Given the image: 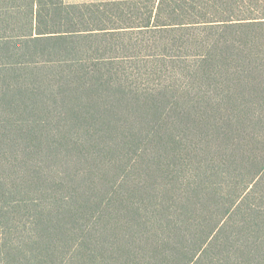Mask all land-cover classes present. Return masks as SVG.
Instances as JSON below:
<instances>
[{
  "label": "trees",
  "instance_id": "1",
  "mask_svg": "<svg viewBox=\"0 0 264 264\" xmlns=\"http://www.w3.org/2000/svg\"><path fill=\"white\" fill-rule=\"evenodd\" d=\"M165 4L0 0V264H264V6Z\"/></svg>",
  "mask_w": 264,
  "mask_h": 264
},
{
  "label": "rangeland",
  "instance_id": "2",
  "mask_svg": "<svg viewBox=\"0 0 264 264\" xmlns=\"http://www.w3.org/2000/svg\"><path fill=\"white\" fill-rule=\"evenodd\" d=\"M69 4H98L99 5V10L100 13L98 15L102 17V19L107 16L109 18V24H114V26H123V27H128L129 31L127 32H120V34H116V38L124 39L128 43L132 41H148L149 36H153L154 33L150 32L148 29L141 30L139 26L145 25V18L148 16V11L153 10L157 8V6L160 4L162 0H65ZM165 8L167 7L166 5H174L176 1L179 0H165ZM190 1V0H189ZM243 3L245 6L240 10H235L233 13V16H249L251 14H260L262 11V8L264 6V0H243ZM138 5V6H137ZM138 7L141 9L142 13H139V15L135 14V7ZM146 12V15H145ZM102 14V16H101ZM227 14H230L229 12ZM220 16V15H218ZM132 17V18H131ZM220 19L221 17H216ZM167 21V19H161L159 21L160 23ZM185 21H191L192 18H187L184 19ZM169 21H174V19H169ZM149 29H152L149 28ZM154 30V29H152ZM155 35H160L161 37L166 35L165 33L159 31L158 29ZM148 31V32H146ZM148 33V34H143ZM162 53V49H157L156 51L154 49H147L143 47H136V48H129L126 50H117L114 52V54L118 56H136L137 58H144L148 54H153V53Z\"/></svg>",
  "mask_w": 264,
  "mask_h": 264
}]
</instances>
